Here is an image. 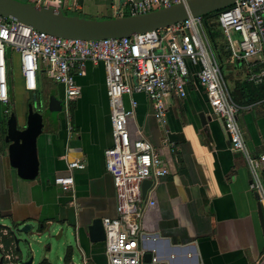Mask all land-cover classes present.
I'll use <instances>...</instances> for the list:
<instances>
[{
  "label": "crops",
  "instance_id": "1",
  "mask_svg": "<svg viewBox=\"0 0 264 264\" xmlns=\"http://www.w3.org/2000/svg\"><path fill=\"white\" fill-rule=\"evenodd\" d=\"M123 1L62 0L58 8L84 17L118 16L114 10ZM238 72L244 79L242 64L222 68L229 91L233 81L226 75ZM74 80L80 93L70 101L66 116L59 83L40 72L36 89L28 92L17 70L11 76L8 101L0 102V233L6 232L8 223L34 224L36 230L39 224L43 228L54 222L57 226L52 233L70 226L73 240L64 238L60 243L63 251L70 246V261L75 252L80 264H107L103 242H89L85 229L94 217L116 216L111 177L103 166V150L111 145V133L101 63L85 61L83 75ZM184 90L182 97L166 94L164 122L153 118L143 93L121 96L125 109L134 102L126 124L129 138L148 140L168 168V174L146 189L144 196L153 203L144 207L140 227L152 237L144 236L140 246L163 264H264L258 203L248 189L245 161L229 149L221 123L190 71ZM31 98L40 105L43 126L36 139L37 175L26 181L8 165L3 119L11 110L21 112ZM56 100L60 107L50 110V101L55 104ZM243 107L237 120L245 145L252 155H264V98L244 102ZM199 113L208 117L204 123ZM71 159L83 160L84 168H67ZM259 173L264 189V162ZM68 174L70 186L55 182ZM261 211L264 220L262 207Z\"/></svg>",
  "mask_w": 264,
  "mask_h": 264
},
{
  "label": "built area",
  "instance_id": "2",
  "mask_svg": "<svg viewBox=\"0 0 264 264\" xmlns=\"http://www.w3.org/2000/svg\"><path fill=\"white\" fill-rule=\"evenodd\" d=\"M184 0H124L114 10L121 15L143 13ZM31 3L59 7L62 0H31ZM215 21L228 51L224 62L243 65L244 79L253 84L264 80V0H237L220 9ZM16 58L22 88L32 92L37 76L44 73L62 86L65 115L70 101L79 96L74 77L83 75L84 62H100L109 107L111 145L103 150V166L110 175L114 191L116 216L101 217L103 247L107 264H163L145 251L140 241L145 234L140 218L152 199L141 195L144 179L156 181L168 174L164 159L145 138L131 140L127 119L134 102L123 108L124 93H143L154 119L164 122V98L173 93L182 97L189 71L202 87L211 113L217 117L230 150L239 153L249 172V191L255 194L264 210V189L260 165L264 155H252L238 124L237 114L243 103L234 101L223 77L221 64L211 38L204 30L200 16L189 17L171 25L127 37L93 40L67 39L34 29L18 20L0 15V102L8 101L12 61ZM134 80V81H133ZM4 113L7 110L4 109ZM67 168H84V161L71 159ZM55 182L64 187L72 184L70 174Z\"/></svg>",
  "mask_w": 264,
  "mask_h": 264
},
{
  "label": "water",
  "instance_id": "3",
  "mask_svg": "<svg viewBox=\"0 0 264 264\" xmlns=\"http://www.w3.org/2000/svg\"><path fill=\"white\" fill-rule=\"evenodd\" d=\"M237 0H184L158 7L143 13L107 16V17H84L79 15H68L62 13L60 8L33 4L23 0H0V15L10 19L18 20L30 25L36 30L47 34L67 39L93 40L102 38L127 37L138 33L154 30L171 25L175 22L189 17L202 16L206 13L217 11L233 4ZM134 81V80H133ZM39 104L35 98L25 102L21 112L9 111L4 116V130L2 141L6 145V158L10 168L15 169L16 176L22 180H32L37 175L38 159L36 153V139L41 133L43 117ZM60 102L50 101L49 109H58ZM201 123L208 117L202 113L198 114ZM213 117V115L211 116ZM152 180L144 179L141 182V195L144 196L147 187ZM258 203V202H257ZM259 225L264 237V220L262 217L261 205L256 206ZM101 217H94L85 226L89 242H103L104 233L101 224ZM1 226V225H0ZM42 224L33 230L32 224L23 223L20 225L6 226V232L1 236H8L14 248L0 257V264L3 259H12V264H31L32 256L22 260L17 246L20 240L18 234L37 235L40 234L50 239L52 231L57 226L54 222ZM56 237L62 231L67 236L73 237L70 226L58 229ZM28 245L26 239H22ZM150 252L143 254V259L148 260Z\"/></svg>",
  "mask_w": 264,
  "mask_h": 264
},
{
  "label": "rangeland",
  "instance_id": "4",
  "mask_svg": "<svg viewBox=\"0 0 264 264\" xmlns=\"http://www.w3.org/2000/svg\"><path fill=\"white\" fill-rule=\"evenodd\" d=\"M152 9H155V7H153ZM64 13H67L68 15H76L73 14L72 12H67L62 10ZM221 34V33H220ZM218 40V41H217ZM217 41V45L219 47L225 46V43L222 39V35L218 36L216 38ZM17 70V64L14 63V58L12 61V74L14 71ZM233 78L232 81L234 79L237 78H242L241 72L236 73L235 75H230ZM14 93V92H13ZM42 97L38 98V101H41ZM8 226H10V223L7 224ZM13 226V225H11ZM33 226V230L34 228V224H32ZM58 231L52 233V237L50 239H48V237H44L43 235H25V234H18L20 240L18 241V248H19V252H20V258L22 260L27 259L29 256H32V262L31 264H37L42 258L46 259V261L49 264H64L62 257H63V246L60 244L61 241L66 238L69 239L70 241L73 240V237H69L67 236V233L65 231H62V233L56 237ZM22 239H26L28 241V245H26L25 242L22 241ZM48 244H49V249H48ZM12 248H14V245L12 246ZM6 248L1 244L0 246V257L3 256V254L8 253L10 251V249L5 250ZM6 261H12V259H3L2 264L5 263ZM72 264H80V258L79 256L74 252V254L72 255L71 261Z\"/></svg>",
  "mask_w": 264,
  "mask_h": 264
},
{
  "label": "trees",
  "instance_id": "5",
  "mask_svg": "<svg viewBox=\"0 0 264 264\" xmlns=\"http://www.w3.org/2000/svg\"><path fill=\"white\" fill-rule=\"evenodd\" d=\"M27 1V0H23ZM219 10L217 11H212L209 13H206L202 16H200V20L202 22V26L204 27V30L208 34L209 38L212 40V44L215 47V50L218 55V60L221 64V69L224 67V69L228 66L224 62L225 57L228 55V51L224 49V47H219L216 41V38L220 36V31L217 27V23L215 21L216 14L218 13ZM64 13V12H62ZM67 14V13H64ZM126 10H124L121 15H129ZM70 15V14H69ZM228 78H233L230 75H226ZM233 88L232 90L229 91L231 98L238 102V103H244V102H249V101H256L264 98V80L261 83L258 84H253L251 82H247L245 79H234L233 80ZM0 240L2 242V245L6 248L5 250L10 249V242L11 239L8 236H1L0 235ZM62 260L64 264H69L70 262V246L66 247ZM37 264H48L46 259L42 258Z\"/></svg>",
  "mask_w": 264,
  "mask_h": 264
}]
</instances>
